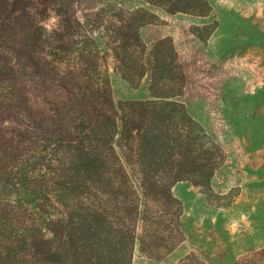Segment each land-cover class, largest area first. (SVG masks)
<instances>
[{"label":"trees","instance_id":"obj_1","mask_svg":"<svg viewBox=\"0 0 264 264\" xmlns=\"http://www.w3.org/2000/svg\"><path fill=\"white\" fill-rule=\"evenodd\" d=\"M78 1L0 0V264H133L138 240L144 253L170 252L183 240L174 185L210 191L226 160L180 99L187 74L173 38H142L160 16H80ZM147 1L171 15L212 11L211 0ZM51 13L55 28L43 23ZM105 47L131 86L149 75V98L115 103ZM232 264H264V247Z\"/></svg>","mask_w":264,"mask_h":264},{"label":"rangeland","instance_id":"obj_2","mask_svg":"<svg viewBox=\"0 0 264 264\" xmlns=\"http://www.w3.org/2000/svg\"><path fill=\"white\" fill-rule=\"evenodd\" d=\"M211 4L209 15L197 16L171 15L147 0L78 1L80 16L111 7L146 8L160 16L159 22L141 28L142 38L148 46L161 37L173 38L187 74L180 99L226 153L212 190L191 181L177 182L172 189L183 205V240L170 252L155 248L149 254L141 251L138 240L133 264H178L190 254L207 264H232L264 247V0ZM43 23L55 28L58 17L51 13ZM207 25L215 26L208 37ZM106 50L104 65L115 103L149 98V75L138 87L131 86L116 68L115 53ZM130 173L138 185L137 171ZM137 231L140 239L141 219Z\"/></svg>","mask_w":264,"mask_h":264}]
</instances>
